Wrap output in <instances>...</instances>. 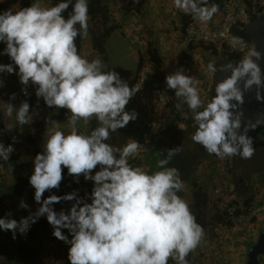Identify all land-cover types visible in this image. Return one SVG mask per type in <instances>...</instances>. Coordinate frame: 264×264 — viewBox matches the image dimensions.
Masks as SVG:
<instances>
[{
    "label": "clouds",
    "instance_id": "9594fccd",
    "mask_svg": "<svg viewBox=\"0 0 264 264\" xmlns=\"http://www.w3.org/2000/svg\"><path fill=\"white\" fill-rule=\"evenodd\" d=\"M172 6L201 24L210 22L219 11L218 4H209V0H172ZM88 22V0H59L52 6L32 0L18 11L0 12V43L5 45L0 56L10 60L0 63V74L16 75L26 97L17 107L11 102L17 94L11 93L7 115L15 112L19 125L28 123L31 86L37 104L43 100L49 109L66 110L69 127L66 133L59 121L45 120L46 139L32 160L29 177L39 207L33 212L21 199L19 208L28 210V216L17 220L9 212L0 217V230L11 231L16 239L17 233L26 234L46 217L53 237L68 246V264H169L170 260L189 264L187 257L205 242V230L179 194L185 189L179 169L168 166L182 149H168L167 156L157 160V170L149 172L130 163L141 148L138 140L128 138L122 147L107 142L112 132L138 119L139 113L128 105L140 89L136 84L130 86L116 70L105 71L100 58L89 60L80 54L76 41L88 35ZM233 42L246 47L239 37H233ZM262 62L264 52L250 48L238 64L222 65L219 71L230 75L216 83L215 95L206 104L199 79L180 69L165 76L166 89L183 98L192 113V141L209 155L219 159H251L254 155L248 133L264 120L242 124V112L234 111L232 102H243L241 83L245 91L253 86L264 88ZM207 69L217 72L215 60ZM4 86L0 78V88ZM175 107L179 110L181 104ZM93 118L97 126L83 134L78 125H88ZM14 143L15 138L7 146L0 141V161L10 160ZM65 169L72 182L79 184L81 176L91 182V191L84 196L79 189L54 194L52 190H59L64 181ZM46 192L52 194L45 198ZM61 202L72 203L57 211L54 205Z\"/></svg>",
    "mask_w": 264,
    "mask_h": 264
},
{
    "label": "crops",
    "instance_id": "0c3cea01",
    "mask_svg": "<svg viewBox=\"0 0 264 264\" xmlns=\"http://www.w3.org/2000/svg\"><path fill=\"white\" fill-rule=\"evenodd\" d=\"M1 1L4 2L5 0H0V3ZM104 1L108 3L111 13L113 14L115 13L119 15L120 17L119 21L116 22L119 25H121L123 28L128 27L130 32L133 34L132 38L137 39L136 47L138 49H136L137 50L136 52L139 53V55L142 56V58L144 55L147 54V52L151 54V57L152 55L156 54L157 57L160 59L159 67L157 65L156 66L159 69H161V72H172L174 69H177L178 64L175 61L176 58L179 57V54L178 53L175 54L176 50L174 47L179 45L180 42L179 39L181 35H179L178 31L174 30V28H177L176 26L179 25L180 16L184 15V12L175 9L172 6V0H138V3H133L132 0H104ZM31 2L32 0H29V6ZM39 3L42 6H52L51 0H39ZM211 28L214 29L215 27L212 26ZM222 51L223 50H221V52ZM7 59H5L6 64L10 63L9 58ZM192 59L194 62L195 74L199 75L200 78L204 79L205 81H207L209 84L212 85L213 82L212 79H214L213 78L214 73L208 71L207 65L210 61L213 60H215L216 64H218L225 59V56L223 55L222 52V54L216 57H207L206 59H204V61L202 58L197 59V57L195 56ZM0 78H2L5 82V86L3 88H0V112L4 117V128H5V132H4L5 134L3 133L2 134L5 136L8 128L7 105L9 102V95L11 93L17 94L16 100L11 101L17 107L19 106L20 101L26 99V97H24L21 93L22 85L19 83L18 77L16 75H9L7 73H3L0 74ZM205 89L203 88V91ZM29 91L32 93L31 96L35 97V99H32L31 103H33V109L34 111L36 110L35 112L37 113L39 112L38 109L40 108L39 106L41 104V101L43 100H40L39 104H37V98L35 96L34 88L30 86ZM41 112L44 113L43 111ZM158 115L159 116L156 117L155 127L151 131V139L149 140V146L152 147L151 153L149 155L150 157L153 156V158H148L147 154L141 151H139L138 155L135 158H130V163L133 166H142L145 168L146 171L149 172L157 170L156 163L157 160L160 159V157L158 156V153L155 150V146L158 140L160 139L161 132L165 130L166 125H169V124H165L166 118H162L161 113L160 114L158 113ZM12 116H14V114ZM12 116H9V118H11ZM58 117H60V113H58ZM63 119H64L63 117L62 120L58 119L60 125L62 126V130H64V124L67 123L66 120ZM80 125L81 123L78 125V127H80ZM10 132L13 133L12 131ZM2 134L0 133V135ZM8 135L9 133H7V136ZM19 135H21V132ZM15 137H17V135ZM137 161L140 162L134 164ZM227 167H228V172L225 174L219 172V175L222 177V180L216 182L218 184L217 186L219 187L223 185L226 186L225 187L226 190L220 195L222 196V200L220 202L219 201L216 202L217 204H220L218 205L219 208L225 209L226 207L225 204L227 205L228 199H232L235 205H237L236 201H239L240 205L241 203L248 204L249 203L248 199L250 198V200H252L254 194L258 196V198L256 199H259L258 200L259 203L261 201H264V169H262L261 171H257L258 173L256 172V174H252L251 176L246 178V185H247L246 191L239 192L237 190L235 191L236 187L234 188V186L237 185L235 172L232 170L231 165ZM206 168L207 167L204 166L203 163L201 166H199L197 172L189 180L184 182L185 189L182 195V197L188 202L194 215L196 209L195 207L198 202L197 198L194 197L200 196L203 199V201H201L199 210L201 211V215L205 219V221H206L205 209L206 207H208V204L210 202V199H208L209 194H207L206 191V183L209 182L210 179L209 173L211 171H220V168L214 166L213 168L208 167L207 171L203 172V170H206ZM203 173L206 176L203 177L202 176ZM242 181L243 180L241 179L240 182L242 183ZM252 184L257 185L256 186L257 190L251 189ZM242 193H245V197H242L243 195ZM79 195L83 196L81 194ZM26 213L29 214V212L25 210L24 214ZM219 213H221L220 210L217 211V214ZM255 217H258L257 219L259 220L258 221L259 223L255 225V227L254 224L256 223L250 225V222H248V224L246 223V221L240 222V225H238V227L233 229L231 233L228 235L227 240L225 242L226 253L223 254L222 257L223 262L225 263L227 262V264L247 263L248 249L250 244L252 242H256L260 233L264 230V210L261 211V213H259L258 215H255ZM251 221H254V217ZM206 223H209V221H206ZM217 223L219 222L217 221L215 222L214 225H212V230H214V226ZM250 226L252 229H250ZM212 230H211V234L209 230L205 231V242L202 243V245L198 247L194 252L190 253V255L187 257L189 262H191V260L193 259L199 258L202 255L207 254L206 250L209 246L210 240L214 235V232L212 234ZM60 255L57 252V239L51 238L48 241H46L45 244H43L41 249H39L38 255L36 256L37 264H68V261H62L61 258H59ZM219 258L220 257H218V259ZM169 264H175V261L170 260Z\"/></svg>",
    "mask_w": 264,
    "mask_h": 264
},
{
    "label": "trees",
    "instance_id": "16d2710c",
    "mask_svg": "<svg viewBox=\"0 0 264 264\" xmlns=\"http://www.w3.org/2000/svg\"><path fill=\"white\" fill-rule=\"evenodd\" d=\"M58 2L59 0H51L52 5ZM74 2L75 0H73V3ZM88 5H89V15L92 17L93 20L98 22V25L100 24V27H95L96 24L89 25L88 35L91 37L94 49L97 50L99 53L106 55V51H107L106 40L108 36L117 29L118 25L115 21L111 19L113 13H111V10L107 2H105L104 0H89ZM68 11L70 12L71 8H69ZM65 16H67V12L65 13ZM256 17H257L256 15H252L251 19ZM245 26H246V22L238 23L233 26L232 31L237 37L241 38L242 40H250L245 33ZM76 43L78 50L81 53L82 38H77ZM4 47L5 45L3 44V48ZM222 50H223V55L225 56V60L219 63L220 67L222 65H227L230 62L241 60L242 57L244 56L241 53L230 52L225 44L222 47ZM147 54H149L151 57L150 53L147 52ZM151 58L153 62L159 67L160 59L157 57V55L154 54L152 55ZM141 66H142V59H140L139 61L138 73L141 69ZM220 72L221 71H219L218 74ZM120 75L123 79L128 81L130 86L134 85L137 75L135 76L134 79H129L121 73ZM217 75L215 76V79ZM152 100L153 97L148 98V102L150 106L160 108V104L157 98L155 99V102L157 101L156 105L153 104ZM30 104L32 105V108L30 110L31 113L32 110L34 109H33V103L30 102ZM58 119L62 120V117H58ZM34 125H38V114L34 115ZM192 125H193V121H190L185 129L176 127L173 124L169 125V127L165 128V130L161 132L160 139L158 140L155 146V150L157 151L160 159L165 158L167 156L168 149L175 148L178 146L181 147L182 150L172 158L168 166L176 167L177 169H179L181 178L184 182L189 180L197 172L198 167L204 162L205 158L209 155L201 145L196 144L192 141L191 136L195 131ZM96 126H97V121L94 119L88 125H84L83 122H81V125L78 128L80 130L85 129L87 130L88 133H90V131ZM0 132L1 133L5 132L4 117L1 114V112H0ZM120 132H122L124 135L123 128L119 129L116 132H112L110 135H116L117 133ZM110 139H112L111 136ZM258 141H259V146L264 147V141L260 140V138H258ZM139 162L140 161H137L134 164H137ZM32 172L33 169L30 170L28 173H26L24 171V165L22 163L17 162L11 165L9 172L10 182L7 183L0 179V217H3L5 216V214L11 212L12 207H15L17 204H19L21 199L25 200L28 203L31 211H34L39 207V205L34 200L35 190L29 184V177L32 174ZM64 172H65L64 181L62 182L59 190H55V189L52 190L54 194L64 195L66 193L72 192L75 189H79V194L83 195L91 191L92 188L91 182H85L83 177L81 176L80 183L79 184L74 183L72 182L73 178L67 175V169H65ZM183 193L184 192H181L179 194L182 196ZM49 194L52 193L46 192L44 194L45 198ZM194 198H197L198 201L195 207L196 208L195 215L197 222L203 226L205 231L210 230V234H211L212 225L210 226L209 223H206L205 219L201 215V211L199 210L201 201H203V199L200 196ZM236 204L237 205L232 203L230 204V206L235 205V207L237 208L236 209L237 215L242 213V209L250 206V204H245V203L240 205L239 201H236ZM24 213L25 210H22L16 215V217L12 216V218L20 220L21 217H26V215L28 214V213L26 214ZM226 216H228V213L226 214ZM217 217L219 220L218 222H223L224 224H230V222H232L230 219L225 218V215L221 213L217 214ZM253 217L255 218V215ZM231 226H233V223L231 224ZM213 232L214 230H212V234ZM51 238H54L52 235V228L48 224L46 217L40 218L37 223L32 225V227L26 234L21 235L17 233L16 239H13V234L11 231L4 232L3 230H0V264H37L36 256L38 255L39 249H41L43 244H45V242ZM254 243L255 242H252L250 244L249 249ZM261 262L262 264H264V256L261 257Z\"/></svg>",
    "mask_w": 264,
    "mask_h": 264
},
{
    "label": "rangeland",
    "instance_id": "374dc122",
    "mask_svg": "<svg viewBox=\"0 0 264 264\" xmlns=\"http://www.w3.org/2000/svg\"><path fill=\"white\" fill-rule=\"evenodd\" d=\"M26 6H29V0H5L4 2L1 1L0 3V12L7 10L9 8H11L12 11H18L21 7H26ZM181 18L182 16H180V22H179V25L176 26L177 28H174V30L178 31L179 35H181L180 34L181 32L179 31L180 30L179 26L182 20ZM111 19L116 22V20H114L113 17ZM88 23L89 25L96 24L95 27H100V24L98 25V22L93 20L91 16H89ZM117 25H118L117 29L114 31V33H111L112 35L110 34L111 36L109 35L106 40V48H107L106 55H103L94 49L91 37L89 35L88 37L86 36L87 38L86 37L82 38V49H81L80 54L89 60H92L94 58H100L103 61L105 71H111V70H116L117 72L120 71L118 73L125 75L129 79H134L138 73V65H139L140 57L142 59V56H140L139 53L136 52L137 51L136 49H138L136 47L137 44L132 42L133 34L130 32L129 28L128 27L123 28L118 23ZM208 29L212 30L211 28H208ZM179 40H180L179 45L176 44L177 46L174 47L176 50V51L174 50L175 54L178 53L179 56L186 55V56H192V58H194L195 56L197 57V59L202 58L204 61V59H206L207 57H216L222 54L223 52V51L221 52L222 49L220 47H217L215 43L212 41L209 44H206L203 41H200V42L192 41L188 44H183L181 36ZM2 50H3V43H0V51ZM7 58L9 57H7L6 55L0 56V63L6 64L5 59ZM216 67H217V72L214 73V77H213L214 79H212L213 82L215 80V76L218 74L219 69H220L219 63L216 64ZM30 98H31L29 100L30 102H32V99H35V97H32V96ZM154 99L156 98L153 97V103L157 104L156 103L157 101L155 102ZM39 107H40L38 109L39 112H37L38 113V125H34V115H37V113L35 112L36 110L35 111L33 110L31 113H29L30 114L29 123L22 125V127L21 125L18 124L15 113H13L14 116H12L11 118H9V116L7 117L8 129L6 131L5 136L3 135L5 133L2 134L0 132L2 134L0 135V141H2L7 146L8 144H13V138H15V143H14L15 151L11 154L9 161L7 162L0 161V177L2 178V181L4 182H7V183L10 182L9 172H10V168L12 164H15L17 162L22 163L24 165V171L26 173H28L30 170L33 169L34 166H33L32 160L38 152L42 151L43 139H46L45 120L47 118H51V119L58 121V113H60V117H63L67 122L64 124L63 131H65L66 133L69 131L66 110L49 109L45 106L43 101H41V104ZM40 109L44 113H42ZM157 109H159V107H157ZM92 120H94V118ZM61 129H62V126H61ZM10 131H12L13 133H11ZM80 131L83 134L88 133L87 130L85 129H81ZM20 132H21V135H19ZM7 133H9L8 136H7ZM16 135L17 137H15ZM110 136L112 138H115V144H116L115 147H118V144L123 141L124 135L122 132H120V133H117L116 135H110ZM11 160L13 163L11 162ZM203 163H204V166L207 167L206 170H203V172L207 171L208 167L213 168L215 166L218 168H223V167L228 168L227 166L231 165L232 170L235 172L236 180H237V185L234 186V188L236 187L235 191L237 190L239 192H245L246 186H247L246 178H248L252 174H256L257 171H261L262 169H264V147L259 146L257 149H255L254 155L252 156L251 159H242L239 156L219 159L213 154V155H208L205 158ZM202 176L204 177L206 175L203 173ZM209 178H210L209 179L210 183L209 182L206 183V191H207V194H209L208 199H210V202L208 204V207H206L205 209L206 210L205 215H206V221H209L210 226H211V225H214L215 222L219 221L218 217H216L217 211L220 210L221 214L225 215V218H228L226 214L228 213L229 208L230 207L234 208L235 205L230 206V204L234 203V201L232 202V199H228L227 205L225 204L226 206L225 209L219 208L218 205L220 204H217L216 202L217 201L220 202L222 200V196L220 195L226 190L225 188L226 186L224 185L221 186L220 191L217 192L216 188L219 187L217 186L218 184L210 176ZM241 179L243 180L242 183L240 182ZM256 186L257 185L252 184L251 189H256ZM242 194H243L242 197H245V193H242ZM84 195L85 194H83V196ZM256 198H258V196L254 194L252 200H250V198L248 199V202H249L248 204H250V206L255 207V205H257L256 202L259 200ZM71 203L72 202H61L59 204L54 205V207L57 211H59L62 208L68 209L70 208ZM11 210H12L11 213L13 214V216L16 217V215L19 212H21V210L23 209H20L19 204H17L15 207H12ZM242 212H243V209H242ZM259 213L261 212L255 213L254 215H258ZM252 217L253 215L245 218V220H242L241 222L246 221L247 224L248 222H250V225L256 223L254 224V227H255V225L259 223L258 222L259 220L257 219L259 216L255 217L254 221H251L253 219ZM238 225H240V222L233 223L232 230L238 227ZM250 229H252L251 226H250ZM67 250H68V246L64 244L63 242L57 240V252L59 255L61 254L59 258H61L62 261H67ZM225 250H226V245L220 248V253L218 256L220 258L218 259L217 264H227V262L226 263L223 262V259H222L223 254L226 253Z\"/></svg>",
    "mask_w": 264,
    "mask_h": 264
},
{
    "label": "built area",
    "instance_id": "2783aa9c",
    "mask_svg": "<svg viewBox=\"0 0 264 264\" xmlns=\"http://www.w3.org/2000/svg\"><path fill=\"white\" fill-rule=\"evenodd\" d=\"M263 14L264 0H223L219 4V11L213 16V19L203 24L195 22L190 15L184 13V15H181L183 18H181L182 20L179 26L182 43L188 44L192 41H203L209 44L212 41L217 47L222 48L225 44L230 52L245 55L250 48H254V42L251 40H243L246 47L234 43L233 37L237 36L233 33L232 28L238 23L248 22L251 20L252 15L258 17ZM113 18L118 22L120 17L117 14H113ZM212 26L215 28L212 29ZM189 28H191V32ZM132 42L136 43L137 39L133 38ZM175 62L178 64L177 69L182 70L186 75H191L199 79L201 98L204 100L205 104L209 102L211 100L213 82L211 85L200 78L199 75L195 74L194 62L191 56L180 55L176 58ZM168 73L170 72H161V69L156 66L149 54L144 55L141 69L134 82V85H138L140 91L133 97L128 105V109H135L139 113V116L136 121L131 122L128 126L123 128V141L118 144V147H122L128 143V138H134L141 143L139 151L146 153L149 158V154L152 150V147L149 146V140L151 139V131L155 127L156 117L159 116L158 113H161L162 118H166L165 124H173L179 128H186L187 124L193 121L192 113L187 105L183 103V98H177L174 91L166 89L164 81ZM203 88L206 89L203 91ZM162 96L165 98L163 101L160 99ZM150 97L157 98L160 104L159 109L150 106L148 102V98ZM177 103L181 104L179 110L175 107ZM169 125L165 127L167 128ZM259 138L264 141V130L259 134ZM108 143L116 146L114 138L110 139ZM150 158H153V156ZM219 172L225 174L228 172V168L223 167L220 168V171H211L209 176L214 179L215 182H218L222 180ZM0 179L2 180L1 177ZM216 191L219 192L220 187H217ZM236 209V207L229 208L228 219L232 221L230 224L219 222L214 226V235L206 250L207 254L191 260L189 264H217L220 248L224 246L228 235L232 231L231 224L241 222L245 220V218L263 211L264 201L255 205V207H245L243 212L238 215L236 214Z\"/></svg>",
    "mask_w": 264,
    "mask_h": 264
},
{
    "label": "water",
    "instance_id": "95a60500",
    "mask_svg": "<svg viewBox=\"0 0 264 264\" xmlns=\"http://www.w3.org/2000/svg\"><path fill=\"white\" fill-rule=\"evenodd\" d=\"M223 0H209L210 4L215 2L218 5ZM245 33L247 37L254 42V48L264 52V14L257 18L250 20L245 26ZM240 60L230 62L235 65ZM228 63V64H230ZM261 68L264 70V62L261 63ZM230 75V73L220 72L211 88V98L215 95V85L224 76ZM242 91V103L239 101H233L236 105V112H242L241 120L242 124H256L257 121L264 120V88L257 90L255 86L245 91L241 83ZM264 130V124L258 125L254 130L249 131L248 135L253 139V147L257 149L259 147L258 136ZM264 256V230L260 233L256 242L251 246L248 251V259L246 264H262L261 257Z\"/></svg>",
    "mask_w": 264,
    "mask_h": 264
}]
</instances>
